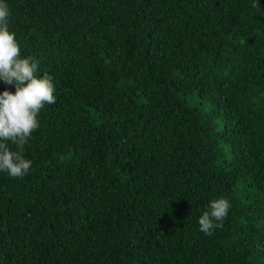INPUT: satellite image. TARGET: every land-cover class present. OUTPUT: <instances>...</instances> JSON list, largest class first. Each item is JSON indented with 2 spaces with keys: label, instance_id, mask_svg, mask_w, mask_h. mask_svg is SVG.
Segmentation results:
<instances>
[{
  "label": "trees",
  "instance_id": "16d2710c",
  "mask_svg": "<svg viewBox=\"0 0 264 264\" xmlns=\"http://www.w3.org/2000/svg\"><path fill=\"white\" fill-rule=\"evenodd\" d=\"M5 2L57 99L0 172V264H264V0Z\"/></svg>",
  "mask_w": 264,
  "mask_h": 264
},
{
  "label": "clouds",
  "instance_id": "9594fccd",
  "mask_svg": "<svg viewBox=\"0 0 264 264\" xmlns=\"http://www.w3.org/2000/svg\"><path fill=\"white\" fill-rule=\"evenodd\" d=\"M10 15L8 4L0 0V82L15 88L14 93H0V172L22 178L32 166L23 155L24 146L39 128L37 117L41 109L45 104H55L57 98L52 77L47 73L38 77V62L31 56L21 57L16 35L9 31ZM8 142L17 151H11ZM230 207L225 198L213 199L199 218V230L212 235L214 229L223 226Z\"/></svg>",
  "mask_w": 264,
  "mask_h": 264
}]
</instances>
